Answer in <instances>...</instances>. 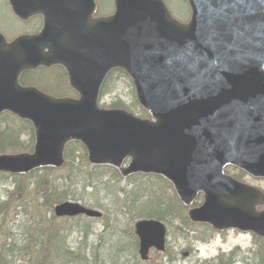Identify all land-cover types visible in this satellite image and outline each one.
I'll list each match as a JSON object with an SVG mask.
<instances>
[{"label":"water","instance_id":"obj_1","mask_svg":"<svg viewBox=\"0 0 264 264\" xmlns=\"http://www.w3.org/2000/svg\"><path fill=\"white\" fill-rule=\"evenodd\" d=\"M113 1L112 16L94 18L93 0H9L23 16L44 12V28L11 43L0 34V115L28 121L35 137L32 153L0 155V173L60 168L78 142L90 165L164 177L186 207L202 194L191 222L264 239V193L224 174L233 166L264 179V0H186L187 23L162 0ZM53 65L78 99L19 84L23 72ZM113 69L131 78L149 118L98 106ZM54 212L100 216L70 202ZM135 233L142 260L164 251L160 222L139 221Z\"/></svg>","mask_w":264,"mask_h":264},{"label":"trees","instance_id":"obj_2","mask_svg":"<svg viewBox=\"0 0 264 264\" xmlns=\"http://www.w3.org/2000/svg\"><path fill=\"white\" fill-rule=\"evenodd\" d=\"M41 73L43 71L34 73V76L24 75L20 78L21 85L35 84L34 77ZM56 74L64 76L62 72L56 71ZM121 81L130 85L123 72L112 71L103 83L100 99L114 94L115 86ZM42 89L52 93L51 89ZM61 90L62 94L69 93L66 83ZM109 107L146 116L132 89L128 105L115 98ZM33 141V130L28 122L18 121L9 114L0 116V154L31 152ZM65 159L60 170L46 168L25 176L0 174V185L9 184L13 188L6 189L4 198L0 199V264H66L71 256L94 253L109 237V248L116 255L125 258V252L132 253L133 259L130 263L124 259L125 264H147L138 256V240L133 229L134 223L140 219L159 220L167 226L169 233L177 225L179 238L188 240L193 224L171 185L163 179L137 175L123 180L109 167H92L78 143L67 146ZM233 171L227 173L237 179L244 176L241 172L233 174ZM38 200L43 204H37ZM67 200L100 210L102 216L99 219L85 216L57 219L54 206ZM91 238L97 241L96 245L68 253L62 249L63 242L74 245ZM197 238L208 242L211 233L202 231ZM252 245L238 256V248L229 254H221L211 264H264V240L252 237ZM153 263L169 264L161 259Z\"/></svg>","mask_w":264,"mask_h":264},{"label":"rangeland","instance_id":"obj_3","mask_svg":"<svg viewBox=\"0 0 264 264\" xmlns=\"http://www.w3.org/2000/svg\"><path fill=\"white\" fill-rule=\"evenodd\" d=\"M0 6V29L5 35H9L13 32L14 27L11 23V17L9 14L3 9V3L2 0ZM169 2V0H167ZM168 8L170 9V12L177 17L178 20H187V9L185 4L182 3L180 0H170ZM108 9V6L103 3L102 5V10L106 11ZM189 15V14H188ZM187 17V18H186ZM1 18L8 19L6 21V24L4 26L1 23ZM19 29V27L17 26ZM118 89L116 87L115 93L113 96V100L115 98H119L122 100L125 104H129V98L131 95V88L129 84L126 81H121L117 84ZM109 96L104 99V102L107 104H110L111 102L108 101ZM109 102V103H108ZM105 104V105H107ZM236 174V172H233ZM247 183L258 187L262 190H264V181H254V180H245ZM11 185L5 184V185H0V199L4 198L5 195V190L6 189H11ZM14 198L17 200V195L14 196ZM32 203V202H31ZM35 203V202H34ZM37 204H43L40 200L37 201ZM17 232H19L17 230ZM252 237L248 234H239L237 232H226L220 237H216L214 240H212L208 244H198L196 246L198 253H190L189 252H184L180 251L181 248H186V242L190 243V239L188 240H183L179 238L178 236V231H177V225H174L173 227V234L168 236L167 239V247L169 248L168 254H170L168 257H163L161 258L160 254H154L152 251L150 252L149 255V261L147 264H155L153 262H158V259H163V262L167 261L169 264H202V261H207V260H212L216 258L219 255V252L221 251V254H229L231 251L234 249L238 248L239 251L237 252V256L239 255L240 252L242 251H247L250 248H252ZM154 255V256H152ZM151 256V258H150ZM169 257L171 259H169ZM153 261V262H152ZM237 264H242V263H237Z\"/></svg>","mask_w":264,"mask_h":264},{"label":"bare ground","instance_id":"obj_4","mask_svg":"<svg viewBox=\"0 0 264 264\" xmlns=\"http://www.w3.org/2000/svg\"><path fill=\"white\" fill-rule=\"evenodd\" d=\"M13 190V188L9 189ZM110 237L106 238L103 247H99L96 249L94 253H83L81 256H71L66 260V264H125L124 259H128L129 263L131 259H133V255L131 252H125V258L122 255H116L110 246ZM97 241L94 238H91L87 242H78L74 245H70L68 242L62 243V249L65 252H73L74 250H78L79 248H85L92 245H96ZM109 243V244H108ZM81 244V245H80Z\"/></svg>","mask_w":264,"mask_h":264},{"label":"flooded vegetation","instance_id":"obj_5","mask_svg":"<svg viewBox=\"0 0 264 264\" xmlns=\"http://www.w3.org/2000/svg\"><path fill=\"white\" fill-rule=\"evenodd\" d=\"M33 1V0H31ZM35 1V0H34ZM95 1V5H96V11L94 16H99L100 13V9L102 10V5L103 3H105L108 6V9L106 10V12H108L109 14L113 12V1L112 0H94ZM3 6H4V10L9 14V16L11 17V23L14 27V30L11 34L9 35H5L2 30L0 29V31L5 35L6 39L11 41L13 39H15L18 36H22V35H35L37 33L40 32L42 26H43V17L40 15H33L31 17H29L28 19H23L20 20L17 18V16L13 13L11 6L8 2V0H2ZM0 6H2L1 1H0ZM27 7V5H26ZM31 10V8H29V11ZM8 19L5 18H1V23L4 26V24H6V21ZM17 26L19 27V29L17 28ZM56 82H58L56 79L51 80V84L52 85H56ZM218 237L221 238V232L218 233Z\"/></svg>","mask_w":264,"mask_h":264}]
</instances>
